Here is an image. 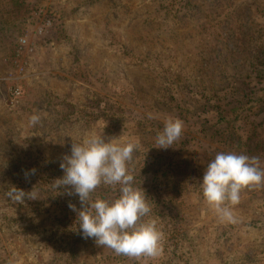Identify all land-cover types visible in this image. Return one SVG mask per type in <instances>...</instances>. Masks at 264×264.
<instances>
[{
	"label": "rangeland",
	"instance_id": "obj_1",
	"mask_svg": "<svg viewBox=\"0 0 264 264\" xmlns=\"http://www.w3.org/2000/svg\"><path fill=\"white\" fill-rule=\"evenodd\" d=\"M168 117L183 132L158 148ZM93 132L140 141L129 168L160 256L84 238L78 195L53 187ZM232 151L264 166V0H0V264H264V188L241 193L235 224L202 193L208 163ZM118 195L101 185L92 199Z\"/></svg>",
	"mask_w": 264,
	"mask_h": 264
},
{
	"label": "clouds",
	"instance_id": "obj_2",
	"mask_svg": "<svg viewBox=\"0 0 264 264\" xmlns=\"http://www.w3.org/2000/svg\"><path fill=\"white\" fill-rule=\"evenodd\" d=\"M147 118L155 117L148 113ZM40 123L39 114L29 117L30 126ZM183 128L182 120L168 117L156 135V147H171L181 137ZM140 147L139 140L122 143L119 138L106 139L103 133H89L72 142L71 154L64 155L60 163L64 175L53 184L56 189H66L68 195H78L81 208L71 203L68 206L76 212V224L84 238H93L97 245L110 248L117 255L136 259L160 256L164 240L157 220L144 219L151 213V205L145 190L135 186L129 168ZM101 185L113 190L119 185L118 197L112 201L92 199V193ZM201 188L219 221L235 224L237 218L232 209L240 203L241 193L264 188V166L259 156L218 152L205 169ZM8 195L16 202H23L25 197L37 199L35 192L25 193L16 187Z\"/></svg>",
	"mask_w": 264,
	"mask_h": 264
},
{
	"label": "built area",
	"instance_id": "obj_3",
	"mask_svg": "<svg viewBox=\"0 0 264 264\" xmlns=\"http://www.w3.org/2000/svg\"><path fill=\"white\" fill-rule=\"evenodd\" d=\"M38 31H39V32H42V27H40V28L38 29ZM21 41H22V42H25V39H22ZM13 93H14L15 96H18V95H19V90H18V89H14Z\"/></svg>",
	"mask_w": 264,
	"mask_h": 264
}]
</instances>
